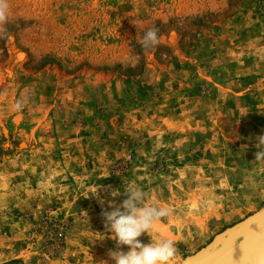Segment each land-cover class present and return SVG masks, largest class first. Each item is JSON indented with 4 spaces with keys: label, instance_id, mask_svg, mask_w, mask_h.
<instances>
[{
    "label": "rangeland",
    "instance_id": "obj_1",
    "mask_svg": "<svg viewBox=\"0 0 264 264\" xmlns=\"http://www.w3.org/2000/svg\"><path fill=\"white\" fill-rule=\"evenodd\" d=\"M9 4L0 264H114L101 213L128 187L171 209L139 237L170 264H264V0Z\"/></svg>",
    "mask_w": 264,
    "mask_h": 264
},
{
    "label": "clouds",
    "instance_id": "obj_2",
    "mask_svg": "<svg viewBox=\"0 0 264 264\" xmlns=\"http://www.w3.org/2000/svg\"><path fill=\"white\" fill-rule=\"evenodd\" d=\"M10 4L9 0H0V33H6V25L9 23ZM134 25L138 28L135 21ZM143 35L138 43L145 51L157 47L160 43L159 30L155 27L143 29ZM0 95H3L0 92ZM27 97L22 98L15 104V108L20 110ZM255 161L264 160V135L256 137ZM97 194V192H96ZM124 194L126 199L119 205L109 202L111 210L103 209L102 217L107 233H111L110 238L116 242L117 250H109L108 256L114 264H170L177 254L176 243L170 238H162L148 244L140 241L139 237L150 231L153 225L171 213L170 208L158 207L147 204L148 194L139 187H128ZM121 195L119 191L112 190L111 196ZM103 204V200L100 201ZM87 215V213H85ZM151 237V236H150ZM122 246H128L127 252L120 250ZM100 264H108L101 261Z\"/></svg>",
    "mask_w": 264,
    "mask_h": 264
},
{
    "label": "built area",
    "instance_id": "obj_3",
    "mask_svg": "<svg viewBox=\"0 0 264 264\" xmlns=\"http://www.w3.org/2000/svg\"><path fill=\"white\" fill-rule=\"evenodd\" d=\"M63 235V232H59V236H62Z\"/></svg>",
    "mask_w": 264,
    "mask_h": 264
},
{
    "label": "trees",
    "instance_id": "obj_4",
    "mask_svg": "<svg viewBox=\"0 0 264 264\" xmlns=\"http://www.w3.org/2000/svg\"><path fill=\"white\" fill-rule=\"evenodd\" d=\"M220 244H221V242L219 241V243H218V244H216V247H218Z\"/></svg>",
    "mask_w": 264,
    "mask_h": 264
},
{
    "label": "snow or ice",
    "instance_id": "obj_5",
    "mask_svg": "<svg viewBox=\"0 0 264 264\" xmlns=\"http://www.w3.org/2000/svg\"><path fill=\"white\" fill-rule=\"evenodd\" d=\"M239 252H240V250H239V248H237V254H239Z\"/></svg>",
    "mask_w": 264,
    "mask_h": 264
}]
</instances>
